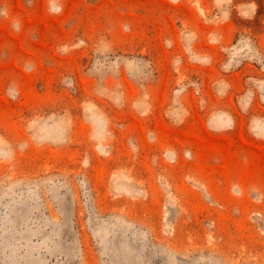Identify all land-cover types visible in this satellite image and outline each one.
<instances>
[{"label": "rangeland", "instance_id": "rangeland-1", "mask_svg": "<svg viewBox=\"0 0 264 264\" xmlns=\"http://www.w3.org/2000/svg\"><path fill=\"white\" fill-rule=\"evenodd\" d=\"M0 264H264V0H0Z\"/></svg>", "mask_w": 264, "mask_h": 264}]
</instances>
